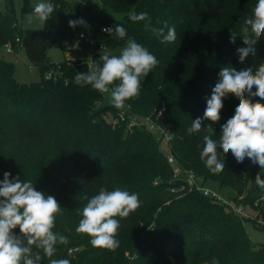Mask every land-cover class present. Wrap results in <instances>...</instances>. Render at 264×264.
<instances>
[{"label":"trees","instance_id":"obj_1","mask_svg":"<svg viewBox=\"0 0 264 264\" xmlns=\"http://www.w3.org/2000/svg\"><path fill=\"white\" fill-rule=\"evenodd\" d=\"M29 1L25 0L23 12L30 14L34 7ZM52 3L58 8L42 29H20L14 0H6V9L0 12V46L20 37L31 64L52 73L21 83L15 77V63L0 57V181L9 172L10 179L31 180L36 190L53 196L62 207L53 231L69 241L58 244L51 258L33 246L41 264H50V259H68L70 264H212L213 260L264 264V244L254 246L245 224L264 219V190L255 183L257 174L264 179V171L247 157L238 163L231 152L224 154L219 147L223 171L212 173L200 157L203 137L210 135L208 126L213 128L211 138L219 141L221 125L239 104L229 94L223 99L219 122L203 119L222 68L255 71L264 64V35L254 45L255 56L249 54L241 63L237 53L247 47L242 29L257 0H101L103 6L121 13L120 18L95 12L87 2ZM132 11L148 13L151 27L164 28L165 34L175 28L176 40L161 43L145 22L129 19ZM80 18L107 48L93 61L102 63L99 58L104 54L119 55L128 38L159 61L141 78L139 96L125 101L136 118L143 117V126L121 118L111 104L96 108L103 94L74 79L78 72L91 70L86 60L54 62L49 57L54 43L67 49L79 39L68 22ZM118 24L126 29L124 39L102 31ZM232 32L237 35L234 44ZM252 100L264 103L259 97ZM147 117L172 133L168 147L185 176L193 172L202 184L217 180L220 188L235 192L223 196L252 205L258 216L248 220L180 179L169 153L160 148L159 133L149 129ZM196 118L202 119V129L189 135L187 129ZM101 188L127 190L141 201L128 217H115L120 228L114 251L93 247L89 236L76 232L87 203L84 196L91 198ZM13 232L22 235L19 227Z\"/></svg>","mask_w":264,"mask_h":264},{"label":"clouds","instance_id":"obj_2","mask_svg":"<svg viewBox=\"0 0 264 264\" xmlns=\"http://www.w3.org/2000/svg\"><path fill=\"white\" fill-rule=\"evenodd\" d=\"M58 6L51 0H41L33 8V13L41 23L53 17ZM133 22H145L155 36L161 38V43L176 40L175 28H152L148 13L135 11L129 13ZM69 27H87L83 19L69 20ZM242 29L243 43L247 47L237 49L239 60L252 54L255 56L254 45L261 35H264V0H257L252 15L244 20ZM167 27V25H165ZM102 31L110 36L124 39L126 29L121 24L105 27ZM236 34H230V42L235 43ZM99 62L93 61L89 72H78L75 82H85L101 93H109L115 108L121 109L125 101L137 97L141 91V78H144L159 63L157 58L147 48L128 38L126 46L119 55H101ZM220 80L212 89L210 99L203 119L219 122L223 108V99L233 94L239 99L234 115L221 125L219 141L211 138L213 128L208 126L210 135L203 137L205 146L200 154L201 160L212 173L221 172L225 168L224 160L218 158L217 148L224 154L231 152L238 163L249 158L253 164H258L264 171V103L253 102V97L264 100V64L255 71L251 67L236 70L233 67H224L219 73ZM119 81V83H116ZM110 86H112L110 88ZM255 87V91L253 88ZM187 129L189 135L199 132L202 128V119L192 120ZM11 173L5 172L0 181V264H41L39 252L51 258L56 252V246L69 243L67 236L54 232L56 216L61 213L62 207L57 200L36 190L31 180H22L19 176L11 178ZM257 186L264 190V179L261 174L255 178ZM86 205L80 212L81 219L76 232L89 236L90 244L96 248L115 250L119 247L116 238L120 221L115 217L126 218L135 212L141 205L138 194L116 188L108 191L101 188L99 193L91 198L84 196ZM19 227L21 236L14 234L13 229ZM50 264H70L68 259H50ZM212 264H217L215 260Z\"/></svg>","mask_w":264,"mask_h":264},{"label":"rangeland","instance_id":"obj_3","mask_svg":"<svg viewBox=\"0 0 264 264\" xmlns=\"http://www.w3.org/2000/svg\"><path fill=\"white\" fill-rule=\"evenodd\" d=\"M69 1H82L87 2L92 10L95 12L101 13L102 15H106L107 17H114V18H120L122 17V14L119 12H114L110 10L108 7H105L102 5L101 0H69ZM30 5L34 7L37 3L41 2V0H30ZM52 2V0H51ZM14 6L16 10V18L17 22L20 26V29L22 30H29V29H42L45 26V22L41 23L35 16H32L30 19V15L33 12L26 13L23 12V7L25 6V0H14ZM6 9V0H0V12H4ZM86 21V19L84 18ZM87 22V21H86ZM85 30L88 31V26H77L75 28L76 34H78L80 31ZM71 44V43H70ZM77 45H79L77 47ZM81 47V48H80ZM79 48V49H78ZM21 55L22 57L18 58L15 54H6L5 58L9 61H12V63H15V77L18 81L21 83L29 84L33 81H38L42 79L43 76H48L47 72H42L41 69L37 66H34L31 64L28 55L26 53L25 48L21 49ZM49 57L54 62H62L65 60H71L74 62H78L81 60H89L91 59V49L87 48L83 44L80 43L79 39H77L73 44H71L67 49H64L59 43H54L51 49L48 52ZM102 99L97 101L96 108L102 107L104 105L112 104L111 101V95L109 93H102ZM117 109V108H116ZM156 109V108H155ZM154 109V110H155ZM117 113L120 115L121 118H131V122H134L139 124L140 126L144 125L143 117L136 118L134 116L135 113L132 112L130 106L125 102V106L121 109H117ZM148 125L152 124L149 117H147ZM172 134V133H171ZM169 143L166 141L160 142V148L163 150V152L167 153L170 150ZM177 176L182 179L184 178L185 174L181 171H177ZM207 187L211 188L212 190L227 196H233L235 192L228 188H220L219 183L217 180H209L206 184ZM245 193L243 196L239 197L240 200H242L245 197ZM244 204V202H240ZM245 205V204H244ZM245 209L249 217H246L249 219H254L258 216V212L254 210V207L250 204L245 205ZM264 220V219H263ZM246 229L248 231L249 237L251 241L253 242L255 247H260L264 244V223H258L254 224L251 221H247L246 223ZM129 257V253L127 252Z\"/></svg>","mask_w":264,"mask_h":264},{"label":"built area","instance_id":"obj_4","mask_svg":"<svg viewBox=\"0 0 264 264\" xmlns=\"http://www.w3.org/2000/svg\"><path fill=\"white\" fill-rule=\"evenodd\" d=\"M106 27H110V26H106ZM103 28H105V27H103ZM79 41L81 44H83L87 48L91 49V59L86 60L90 66L93 64V58L95 56H98V55L102 54L103 52H106V50H107L106 45L104 43L99 44L98 38L91 35V33H89L88 31H85V30L80 31ZM78 46L79 45H77V47ZM22 48H23L22 40L20 37H17L14 42L8 41V42H6L0 46V57H5L6 54H15L18 57H20L21 56L20 51ZM51 75H52V73L48 72V77H50ZM151 122H152V124H150L149 129L159 133V136L157 137V139L160 142L166 141L169 143L171 138H172V134L168 130L166 131V129H164L163 127L158 125L155 121H151ZM168 153H169V158H168L169 162L177 169V171L179 170L181 172V169H178L177 159L170 153V150ZM184 178L186 179V181L188 182V184L192 188H195V190L197 189L198 191L202 192L203 194H205L207 196H212L218 200H221V201L227 203L228 205L231 206V208L233 209V211L235 213L239 214L240 216L242 215V217H245V218L249 217L250 218V216H248L247 212H245L246 211V209H245L246 204L244 205L242 203H237L233 200H230L227 197L223 196L222 194H220V193L212 190L211 188L207 187L205 184H202L201 181L199 180V178L196 177V175L193 172H189L188 176H184ZM256 204H257V202H256ZM257 220L260 223H264V220L261 217L257 218ZM69 253H73V250H70Z\"/></svg>","mask_w":264,"mask_h":264},{"label":"crops","instance_id":"obj_5","mask_svg":"<svg viewBox=\"0 0 264 264\" xmlns=\"http://www.w3.org/2000/svg\"><path fill=\"white\" fill-rule=\"evenodd\" d=\"M20 52H21V51H20ZM20 57H22V55H21ZM20 57H18V58H20Z\"/></svg>","mask_w":264,"mask_h":264}]
</instances>
